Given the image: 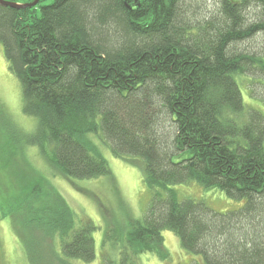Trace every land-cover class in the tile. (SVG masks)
<instances>
[{
  "label": "trees",
  "instance_id": "1",
  "mask_svg": "<svg viewBox=\"0 0 264 264\" xmlns=\"http://www.w3.org/2000/svg\"><path fill=\"white\" fill-rule=\"evenodd\" d=\"M39 4H0V44L39 121L28 144L50 146V165L69 178L111 174L93 134L143 163L151 198L124 250L162 256L169 229L200 264H264V0ZM243 79L263 106L246 102ZM26 174L0 205L32 262L93 261L95 223L44 176ZM190 180L245 202L218 212L181 200L172 186Z\"/></svg>",
  "mask_w": 264,
  "mask_h": 264
},
{
  "label": "rangeland",
  "instance_id": "2",
  "mask_svg": "<svg viewBox=\"0 0 264 264\" xmlns=\"http://www.w3.org/2000/svg\"><path fill=\"white\" fill-rule=\"evenodd\" d=\"M52 0H42L39 5ZM248 79H243L242 87L245 100L254 106H263L257 97L261 93L251 91ZM22 83L10 70L0 44V193L6 196L19 195L22 183L18 178L24 173L31 176L37 173L48 179L74 210L76 217L88 218L97 226L96 258L91 261L72 259L73 264H104L105 257L114 264H200V256L187 251L180 237L172 230L165 229L164 255L156 252H143L138 255L124 250V238L130 222L143 220L151 198V192L144 182L143 163L133 156H116L102 134L91 135L98 145L102 156L109 163L110 175L95 178H69L63 176L50 165L52 150H43L28 140L37 133L39 121L36 116L25 111ZM264 93V88H262ZM258 91V90H257ZM263 97V95H262ZM18 177H17V173ZM29 172V173H28ZM20 186V187H19ZM181 200L204 201L218 212L240 208L244 200L228 196L218 187H205L195 180L172 186ZM5 199H1L2 202ZM6 208L0 205V264H34L30 259L24 240L17 236L12 218ZM48 251L57 245L47 240ZM125 260V262H123ZM45 264V263H38Z\"/></svg>",
  "mask_w": 264,
  "mask_h": 264
},
{
  "label": "water",
  "instance_id": "3",
  "mask_svg": "<svg viewBox=\"0 0 264 264\" xmlns=\"http://www.w3.org/2000/svg\"><path fill=\"white\" fill-rule=\"evenodd\" d=\"M40 1L41 0H31L25 3H19V2L17 3V2L9 1V0H0V4L5 5V6L25 9V8H31V7L38 5Z\"/></svg>",
  "mask_w": 264,
  "mask_h": 264
}]
</instances>
